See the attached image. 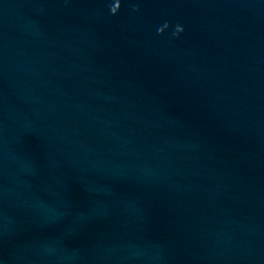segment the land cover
<instances>
[{
  "label": "water",
  "instance_id": "1",
  "mask_svg": "<svg viewBox=\"0 0 264 264\" xmlns=\"http://www.w3.org/2000/svg\"><path fill=\"white\" fill-rule=\"evenodd\" d=\"M0 264H264V0H0Z\"/></svg>",
  "mask_w": 264,
  "mask_h": 264
}]
</instances>
